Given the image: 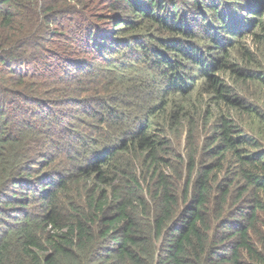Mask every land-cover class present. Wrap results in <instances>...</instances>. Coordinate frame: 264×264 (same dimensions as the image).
<instances>
[{"label":"trees","instance_id":"16d2710c","mask_svg":"<svg viewBox=\"0 0 264 264\" xmlns=\"http://www.w3.org/2000/svg\"><path fill=\"white\" fill-rule=\"evenodd\" d=\"M0 264H264V0H0Z\"/></svg>","mask_w":264,"mask_h":264}]
</instances>
